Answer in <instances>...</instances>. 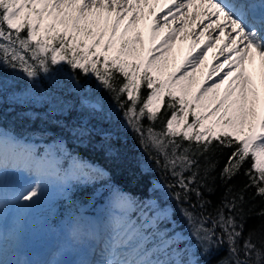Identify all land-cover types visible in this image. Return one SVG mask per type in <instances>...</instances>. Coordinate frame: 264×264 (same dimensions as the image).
<instances>
[{"label":"snow or ice","instance_id":"obj_1","mask_svg":"<svg viewBox=\"0 0 264 264\" xmlns=\"http://www.w3.org/2000/svg\"><path fill=\"white\" fill-rule=\"evenodd\" d=\"M153 3L175 5V12H190L195 7L196 17L201 22L209 21L201 37L209 29L219 30L214 44L226 41L225 50L230 55L212 70V74H218L228 67L218 82L200 90L198 82L189 79L207 59L208 49L189 65L193 71L179 78L174 73L163 77L152 49L144 47L140 26L141 21L147 24L144 9ZM175 12L170 14L175 17ZM150 14L154 16V9ZM163 19L167 21V15ZM157 34L152 31L153 42ZM65 64L94 77L113 94L124 110L127 125L153 147L163 158V167L175 177L177 183L168 189L181 188L183 195L178 192L174 196L178 202L188 199L192 192L202 198L197 157L210 153L214 144L232 149L221 179L231 180L250 160L244 172L249 178L247 187L255 188L256 196L264 198V0L259 6L253 0H0V70L22 71L35 81L41 72L50 75L52 66ZM117 76L122 83H117ZM12 86L0 76V95ZM82 103L103 111L99 102L84 99ZM161 116H167L163 129L157 132L148 128L145 136L142 121L147 118L155 123ZM184 141L202 147H185ZM10 168L35 173L33 183L18 198L31 202V207L51 183L63 185L70 178L87 176L90 166L74 161L71 177L61 176L51 162L21 149L13 138L0 133V178ZM214 168L210 164L203 178ZM237 199L244 201L243 195L231 200L226 197L215 218L181 209L192 229L185 234L161 227L174 223V210L166 203L152 201L141 208L127 197H118L117 211L110 213L106 222L94 223L87 231L77 223L69 235L77 242L87 236L102 245L99 259L78 264H203L201 257L211 255L224 243L228 244L229 257L220 264H264V239L254 241V231L245 238L243 208L238 207ZM137 210L140 215L134 220L132 213ZM257 215L264 218V210ZM193 237L199 254L188 243ZM3 248L0 232V260Z\"/></svg>","mask_w":264,"mask_h":264},{"label":"trees","instance_id":"obj_2","mask_svg":"<svg viewBox=\"0 0 264 264\" xmlns=\"http://www.w3.org/2000/svg\"><path fill=\"white\" fill-rule=\"evenodd\" d=\"M0 76L13 85L0 95V128L26 141L64 144L70 157L101 168L100 172L93 175L95 183H76L73 186L70 203L76 209L89 203L100 186H113L129 194L140 205L147 204L149 200L160 201L162 205L166 203L174 210V223L162 227L188 234L192 229L181 209H188L196 216L215 218L226 197L231 200L243 195V203L237 199V205L243 208L244 236L246 238L250 231H254V241L264 239V218L257 215L264 210V198L256 196L255 188L247 187L249 178L244 174L250 167V160L238 175L225 182L221 179V171L232 149L214 144L210 153L197 157L201 175L198 178V190L202 198L198 199L192 192L188 199L178 202L174 198L175 193L183 195V192L179 186L168 189L169 185L177 181L163 167V158L158 157L153 147L142 140L140 133L127 125L124 110L119 108L113 94L105 90L94 77L84 76L79 70L73 71L66 64L62 67L52 66L50 75L41 72L35 81L28 79L22 71L11 69L0 70ZM122 82V78L117 76V83ZM142 91L145 94L147 92L146 89ZM84 99L99 102L103 111L85 106L82 103ZM123 100L124 97H121V102ZM166 119L167 116H161L157 122L151 123L145 118L142 121L144 135H147L148 128H155L157 132L162 130ZM183 144L192 149L202 147L187 141ZM210 164H214L215 168L203 178ZM189 175L185 173V176ZM155 182L161 183L163 189H156ZM201 204H204L203 208ZM193 205L196 207L193 208ZM68 209L67 206L66 211ZM188 243L199 254L195 238H191ZM228 257L229 247L224 243L211 255L201 257V260L203 264H220Z\"/></svg>","mask_w":264,"mask_h":264},{"label":"rangeland","instance_id":"obj_3","mask_svg":"<svg viewBox=\"0 0 264 264\" xmlns=\"http://www.w3.org/2000/svg\"><path fill=\"white\" fill-rule=\"evenodd\" d=\"M150 7L151 5L146 7L144 11H146ZM155 14L156 12L154 10V16ZM146 15H148L147 24L145 25V23L141 21L140 25L141 30L144 33V47L152 49V56L159 61V67L162 69L163 77L167 78L170 74L174 73L175 77L179 78L186 71H193V69L186 66V63L188 61L193 60L191 56L194 54V49L191 38L186 37L183 40L171 41L170 39L177 36V34L171 35L167 33H161L157 29V24L153 23L154 16L150 13ZM126 23L127 20L125 21V24ZM123 27L124 25L121 26V31H123ZM153 30L158 33L155 42L152 41ZM257 63L259 62L257 61ZM207 66L206 68H203L202 71L195 70L196 75L189 78L190 80L195 79L198 82L200 90L203 89V86L205 84H207L208 86L211 85V79L208 78V68L210 66L209 62H207ZM184 83L188 84V81H185ZM226 87L227 83L220 89L221 93H223ZM193 91H196L195 86H193ZM0 130H2L0 131V133L13 138L3 129ZM13 139L17 142V145L21 149L30 150L38 158L45 157L46 153H48V155H51L50 152L54 153L55 149L60 155L59 165L56 168L59 169L61 176L67 174L69 177H71V167L73 166L74 161H79L83 164L89 165L90 168L86 169L88 173L87 176H80L79 179L70 178L68 182L63 185L58 181L51 183L41 200L30 207L29 213L25 220L22 222L20 230L13 229L11 233H7L9 226H11L12 219L15 213H11V215L2 222L5 235L3 236V260H0V264H11V262L14 261V257L21 260L22 255L30 259L33 256H36L38 253L43 256L48 255L52 251L58 254L57 249L60 246L58 243L61 242L60 237L63 229L72 227V225L74 226L78 222L77 220L81 219L83 223H86L88 225V227L85 229V231H87L92 224L106 222L109 214L117 211L115 205H112L110 207L107 206L108 208L104 206V201L108 195V199L115 198L116 201L118 197H127L131 199L115 187L109 189L101 188L89 203L76 209L70 203V190L73 184L79 181H88L91 173L100 172L101 169L87 162H83L81 160L66 156L65 150L63 148L64 146L59 143L54 142L53 144L27 145L15 138ZM62 160H65L63 165H61ZM92 169H95L97 171H93ZM21 172L24 174L26 173L25 178H20V181L22 183L30 180L28 175L31 171H25L21 169ZM154 187L156 189H163V185L158 182L154 184ZM108 199L106 200V202L108 201ZM9 203L10 202L7 200V203L5 205L7 206ZM15 204L17 203L14 202V204L12 205L14 206V210L17 209V206ZM67 206L69 207L68 211H66ZM138 212L139 211L137 210L136 212L132 213V219H138L140 215V212ZM81 216H84V218ZM59 217L62 218L61 221H59ZM91 241L92 239L89 238V242L87 239V243L83 247H81L80 245L81 241H76V244L68 249L72 253L71 258L62 257L60 251L57 257H61L57 261L52 262V264H67L68 262L73 260L74 254L82 255L83 251L86 252L91 247ZM90 257V260H92V254H90ZM99 258L100 257H97L95 259ZM19 264H24L23 260H21Z\"/></svg>","mask_w":264,"mask_h":264},{"label":"bare ground","instance_id":"obj_4","mask_svg":"<svg viewBox=\"0 0 264 264\" xmlns=\"http://www.w3.org/2000/svg\"><path fill=\"white\" fill-rule=\"evenodd\" d=\"M257 1L262 2V0H257ZM177 2L179 3L181 2V0H177ZM150 9H154L156 12L154 16V21L155 24H157V29L159 31L160 29H163L162 32L160 31L161 33H167L171 35L177 34V36L172 37L170 39L171 41L183 40L186 37L191 38L194 49V54L191 56L193 60L195 59V57L199 56L201 52H204L206 49H208L206 53L207 59L204 60L203 65L199 66L196 70L202 71L203 68H206L207 62H209L210 63V66L208 68L209 75L211 74L210 84L218 82L220 77L224 74V72L228 71V67L225 66V68L223 70H220L218 74H212V70L213 68H218L221 63H224L225 57L229 56L230 54L228 51L225 50V45L227 43L226 41H221L219 45L214 44V41L217 39V33L219 30L209 29V32L205 33L204 36L201 37L200 33L203 31L204 27L209 23V21L203 20V22H201L195 15L196 13L195 7H193L190 12L187 10H184L183 12H175V5H164L163 3L161 4L153 3L151 4V7L145 11V14H149ZM172 12H175V17H173V15L170 14ZM166 15L168 17L167 21L163 19V17ZM181 16H183V19H181ZM165 24H167V27H165ZM225 35H227V33H225ZM209 45H212V47L209 48L208 47ZM193 60L188 61L186 63V66L189 67V65L193 62ZM207 86L208 85L205 84L203 88ZM50 154L51 155H48V153H46L45 157L41 159L51 162L56 168L59 165L60 155L55 149H54V153L50 152ZM64 162L65 160H62L61 165H63ZM25 175L26 173L25 174L22 173L21 169L10 168L5 172L3 178H0V232H2L3 236L5 235V231L3 229L2 222L5 219H7V217L10 216L11 213H15V215L13 216L11 226H9L7 233H11L13 229L20 230L22 222L25 220V218L29 213L30 207H28V205L31 202L24 201L23 199H18V198L25 191V189L28 188L33 183L35 179V173L31 171L29 175L27 174L30 180L22 183L20 181V178L21 177L25 178ZM108 196L104 201L105 207L107 206L110 207L112 205H115L116 203L115 198L108 199ZM107 199L108 201L106 202ZM7 200L10 203L6 206L5 204L7 203ZM14 202L17 203L15 204L17 206L16 210H14V206H12ZM81 217L84 218V216ZM108 218L109 216L107 217V220ZM77 221H78L77 223L84 225L85 229L88 227V225L86 223H83L81 219H78ZM72 228L73 225L72 227L62 230L60 237L61 242L58 243L60 245L57 249L58 254L61 251V256L64 258H71L72 253L68 249L74 244H76V241L71 239L69 235L70 230ZM87 239L89 242V238L87 236L83 237L80 240L81 247L85 246V244L87 243L86 242ZM101 247L102 245H97L96 242L92 240L91 247L86 252L83 251L82 255L74 254L73 260L68 262L67 264H78L79 261L85 259L90 260L91 259L90 254H92V260H93L99 257V249ZM58 254L54 253L53 251L45 256L40 255V253H38L36 256H33L30 259L22 255L21 260H23L24 264H52V262L57 261L61 257V256L57 257ZM21 260L14 257V261H12L11 264H19Z\"/></svg>","mask_w":264,"mask_h":264}]
</instances>
